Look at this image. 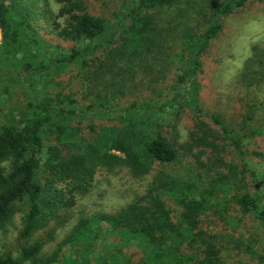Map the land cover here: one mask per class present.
I'll return each mask as SVG.
<instances>
[{"label":"rangeland","instance_id":"obj_1","mask_svg":"<svg viewBox=\"0 0 264 264\" xmlns=\"http://www.w3.org/2000/svg\"><path fill=\"white\" fill-rule=\"evenodd\" d=\"M215 1L172 0L158 10L161 46L143 58L136 56L130 65L118 63L123 67L110 69L106 59L109 48L104 44L91 55L98 58L96 63L72 62L63 68L51 64L55 57L69 54L84 43L61 33L67 25V16L59 14L58 0H27L26 7L21 0H0V6L7 8L10 26L23 17L30 23L29 29L19 31L15 46L6 42L0 28V127L32 118L36 112L31 101L55 99L62 93L65 101L56 107L45 128L54 124L78 126L83 132L80 136L88 138L92 135L86 130L89 120H81L77 114L65 113L61 108L106 103L107 116L118 119L111 121L105 117L100 125L120 129L125 122L118 116L133 105L138 109L126 114L135 120L132 128L137 136L144 139L155 130L160 131L177 151L174 161L155 162L141 172H132L125 165L97 167L89 191L76 195L70 209L60 211L56 219L34 233L29 241L44 238L47 240L44 251L48 252L70 233L80 216L115 212L168 173L195 182L191 197L196 199L197 194H203L208 199L206 209L195 207L193 219L198 223L195 230H200L202 237L198 236L190 245L184 243L181 250L185 256L196 252L201 258L206 242H212L218 250L219 264H264V226L235 202L237 195L246 190L253 193L254 189L264 200V108L260 110L256 105L260 101L249 99L243 87L247 81L245 69L256 67L253 62L264 52V0H248L224 17L205 56L209 69L204 71L201 62L196 94L187 103L181 102L191 90L187 85L190 78L185 74L186 43L202 32L208 8ZM126 2L86 0L87 10L107 18L110 25L114 22L113 13ZM33 33L37 38L30 40ZM27 62L31 67L43 64L46 67L32 73L30 67H25ZM173 97L176 102L171 105ZM153 112L158 115L153 117ZM212 116L232 127L238 146L230 144ZM258 125L262 126L261 132L251 133ZM52 130L48 133L50 139L57 134L55 127ZM252 172L258 175V180ZM165 198L173 220H178L185 207L171 197ZM187 201V208L194 206L193 199ZM23 215L24 208L17 210L6 230L0 231V253L18 254L24 242L19 236ZM114 239L111 236L108 241ZM101 248L96 245L94 253L104 252ZM64 249L68 251L73 246Z\"/></svg>","mask_w":264,"mask_h":264},{"label":"trees","instance_id":"obj_2","mask_svg":"<svg viewBox=\"0 0 264 264\" xmlns=\"http://www.w3.org/2000/svg\"><path fill=\"white\" fill-rule=\"evenodd\" d=\"M21 1L26 7L27 0ZM58 1L59 14L67 16V25L61 33L84 43L69 54L55 57L51 64L63 68L72 62L87 65L88 60L96 63L98 58H91V55L104 44L109 48L106 59L111 69L113 66L123 67L118 63L128 65L136 56L143 58L161 46L158 10L171 4L172 0H127L125 6L113 13L111 25L107 18L89 12L86 0ZM247 1L217 0L209 6L202 32L196 38H190L185 46V74L190 78L187 85L191 90L181 102L187 103L196 94L201 62L204 71L210 67L204 61L205 56L210 41L222 27V20ZM6 12L7 8L0 6V28L6 42L15 46L19 31L28 28L30 23L23 17L14 20L10 26ZM36 38L33 33L30 40ZM253 63L256 67L245 69L247 81L244 80L243 87L249 99L260 101L256 105L261 110L264 108V52ZM25 67H30L33 73L46 65L31 67L27 62ZM257 85L262 86L249 88ZM64 97L59 93L55 99L31 101L30 105L36 112L32 118L0 127V231L6 230L14 213L24 208L19 233L24 242L16 256L10 252L0 253V264H219L218 250L212 242H206L201 258L196 252L186 256L182 252L184 243L190 245L198 236L202 237L201 231L195 230L198 224L193 219L195 207L202 210L209 204L203 194L195 193L196 199L191 197L196 187L194 181L168 173L155 180L144 194L134 197L115 212L80 216L70 233L48 252L44 251L47 242L44 238L29 241L34 233L56 219L60 211L70 209L76 195L89 191L97 167L125 165L132 172H141L155 162H171L177 157L176 149L160 131L155 130L152 136L144 139L137 136L132 128L135 120L126 114L138 109L133 105L127 106L125 113L118 116L125 122L120 129L100 125L108 117L109 106L106 103L61 108L65 113L77 114L81 120H89L86 130L92 135L88 138L80 136L83 132L78 126L52 123V127L45 128L56 107L65 101ZM170 101L172 105L176 98ZM71 103H74L73 99ZM142 113L146 115L144 111ZM157 115L153 112V117ZM110 117L111 121L117 118ZM212 119L227 134L230 144L238 146L239 140L232 127L216 116ZM258 126L251 133L261 132L264 123ZM53 127L57 134L50 139L48 133L51 134ZM252 175L255 180L259 179L255 172ZM254 190L253 193L247 190L240 193L235 202L264 226V200L258 190ZM165 196L185 207L176 221L170 214ZM189 198L194 200V206L187 208ZM111 236L116 240L108 241ZM68 245L73 249L65 250ZM96 245H101L104 252L94 253Z\"/></svg>","mask_w":264,"mask_h":264}]
</instances>
